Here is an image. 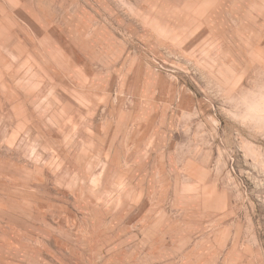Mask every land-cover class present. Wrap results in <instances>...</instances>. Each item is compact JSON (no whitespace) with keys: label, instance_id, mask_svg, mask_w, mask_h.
Returning a JSON list of instances; mask_svg holds the SVG:
<instances>
[{"label":"rangeland","instance_id":"rangeland-1","mask_svg":"<svg viewBox=\"0 0 264 264\" xmlns=\"http://www.w3.org/2000/svg\"><path fill=\"white\" fill-rule=\"evenodd\" d=\"M0 264H264V0H0Z\"/></svg>","mask_w":264,"mask_h":264}]
</instances>
